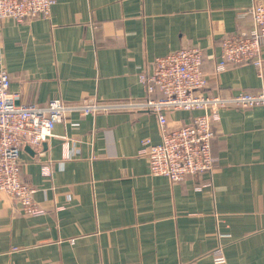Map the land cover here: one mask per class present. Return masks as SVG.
<instances>
[{
    "label": "crops",
    "instance_id": "1",
    "mask_svg": "<svg viewBox=\"0 0 264 264\" xmlns=\"http://www.w3.org/2000/svg\"><path fill=\"white\" fill-rule=\"evenodd\" d=\"M254 2L56 0L47 18L1 19L0 56L24 103L144 99L140 74L189 46L203 49L206 93L258 92L264 46L263 77L250 63L217 71L222 39L252 29ZM200 113L168 112V126ZM215 133L213 171L173 182L139 153L144 138L161 141L155 113L70 111L20 152L43 212L0 193V264H264V105L222 109ZM219 246L225 263L213 259Z\"/></svg>",
    "mask_w": 264,
    "mask_h": 264
},
{
    "label": "built area",
    "instance_id": "2",
    "mask_svg": "<svg viewBox=\"0 0 264 264\" xmlns=\"http://www.w3.org/2000/svg\"><path fill=\"white\" fill-rule=\"evenodd\" d=\"M55 3L56 0H0V20L12 18L17 23H24L38 17L47 18ZM248 12L252 29L222 39L217 71L230 65L250 63L263 77L264 0H255ZM203 58V49L198 46L182 47L156 57L151 72L140 74L146 90L141 100L86 99L70 104L61 98H52L40 105L21 102L10 90L11 77L0 56V193L16 201L26 215L43 212L34 199L37 188L22 179L20 152L25 145L37 147L53 136L56 124L64 121L72 110H79L82 115L125 109L152 111L158 118L161 141L152 143L150 138H144L139 151L147 158L151 174L164 175L177 182L189 175L213 171L216 159L212 141L221 110L264 105V89L227 96L206 93ZM157 92L160 96H156ZM175 110H200L201 113L183 126L171 128L167 114ZM42 173L52 175L50 163L42 165ZM212 256L216 263L226 262L221 246Z\"/></svg>",
    "mask_w": 264,
    "mask_h": 264
}]
</instances>
